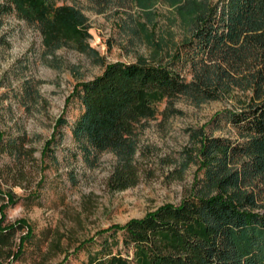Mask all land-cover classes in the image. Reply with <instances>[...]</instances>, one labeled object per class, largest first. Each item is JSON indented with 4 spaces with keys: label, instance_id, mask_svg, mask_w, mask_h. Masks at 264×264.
I'll use <instances>...</instances> for the list:
<instances>
[{
    "label": "trees",
    "instance_id": "trees-1",
    "mask_svg": "<svg viewBox=\"0 0 264 264\" xmlns=\"http://www.w3.org/2000/svg\"><path fill=\"white\" fill-rule=\"evenodd\" d=\"M64 1L0 0V25L3 16L13 15L37 28L49 53L73 47L103 67L92 80L75 84L65 105L81 107L70 136L87 166L94 167L103 152L118 158L116 173L123 175L117 176L119 189L133 175L142 121L177 113L171 101L178 96L195 104L231 98L234 92L242 98L239 107L224 109L211 120L228 125L235 139L197 135L190 195L140 219L99 230L98 244L93 237L75 249L86 252L83 264H264V0H98L137 8L147 23L153 7L162 4L184 30L182 39L155 59L108 65L88 45L86 17ZM139 30L159 53L163 40L152 43L142 24ZM19 94L37 98L27 82ZM66 125L62 114L45 141L43 161L61 141ZM23 142L22 136L4 141L0 132V154L23 155ZM4 198L0 264L18 260L33 239L26 221L5 223V209L14 200L0 189V202ZM24 228L27 232L12 252L13 235Z\"/></svg>",
    "mask_w": 264,
    "mask_h": 264
},
{
    "label": "rangeland",
    "instance_id": "rangeland-1",
    "mask_svg": "<svg viewBox=\"0 0 264 264\" xmlns=\"http://www.w3.org/2000/svg\"><path fill=\"white\" fill-rule=\"evenodd\" d=\"M215 2V0H210ZM86 17L90 39L104 64L155 59L169 52L184 36L172 10L156 4L152 22L137 8L119 7L98 0H65ZM0 25V132L4 141L23 138L27 150L16 157L0 154V189L10 193L14 204L5 209V223L24 220L33 230L21 257L3 264H83L86 252H75L83 241L101 229L121 226L140 219L164 204H178L190 195L196 173L199 140L197 135L231 137L233 130L220 121L211 122L224 109L239 107L242 98L232 97L195 104L188 98L172 99L177 113L157 115L141 122L133 160V175L128 186L119 189L118 158L108 152L99 154L96 165L88 167L71 140L70 125L79 116L76 102L65 105L75 84L99 75L103 67L73 47L49 53L35 26L13 15L3 16ZM142 24L151 42L161 38L162 49L154 53L139 30ZM35 88L36 99L22 98L24 83ZM163 105L160 106L162 109ZM63 114L67 125L62 139L49 159L40 158L55 121ZM43 162V165H41ZM43 166V168H42ZM6 202L4 198L1 204ZM27 230L14 233L15 251ZM99 238L95 237L98 244Z\"/></svg>",
    "mask_w": 264,
    "mask_h": 264
}]
</instances>
